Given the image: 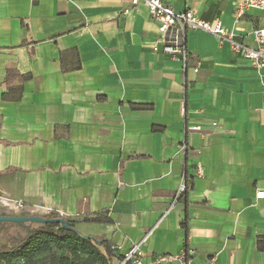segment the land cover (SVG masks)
Masks as SVG:
<instances>
[{
    "label": "crops",
    "instance_id": "crops-1",
    "mask_svg": "<svg viewBox=\"0 0 264 264\" xmlns=\"http://www.w3.org/2000/svg\"><path fill=\"white\" fill-rule=\"evenodd\" d=\"M161 1L244 47L264 27L238 0ZM160 39L142 1L0 0V214L56 212L113 264L134 244L146 264H264V66L202 29L188 62ZM4 224L0 244L24 235Z\"/></svg>",
    "mask_w": 264,
    "mask_h": 264
},
{
    "label": "built area",
    "instance_id": "built-area-1",
    "mask_svg": "<svg viewBox=\"0 0 264 264\" xmlns=\"http://www.w3.org/2000/svg\"><path fill=\"white\" fill-rule=\"evenodd\" d=\"M131 4L136 5L142 1L148 9L150 17L157 23V29L161 41L165 44V50L170 54H179L183 61L187 58V53L183 45V36L187 29H202L216 36L227 38L231 46L235 49H241L243 56L249 59L257 66H264V27L254 28L252 31L253 39L256 43L255 48L244 47L242 44L233 40V34L224 28L219 22L214 25L202 20L190 10L175 12L170 6L164 4L161 0H129ZM249 7L264 9V0H238L235 11L238 15L244 13ZM156 50L157 47L153 46ZM198 66V64H197ZM197 66L193 68L197 70ZM184 188H182L183 190ZM256 198H262L264 191H256ZM10 211L13 213H25V205L20 201H13ZM16 209V210H15ZM173 260L181 261V264H192L183 251L179 255H158L148 264H163ZM114 264H146L142 259V253L138 244L132 245L129 250L119 257L114 258ZM208 264V263H207Z\"/></svg>",
    "mask_w": 264,
    "mask_h": 264
},
{
    "label": "trees",
    "instance_id": "trees-1",
    "mask_svg": "<svg viewBox=\"0 0 264 264\" xmlns=\"http://www.w3.org/2000/svg\"><path fill=\"white\" fill-rule=\"evenodd\" d=\"M190 186L191 183H188L185 175V190L182 196L186 197ZM45 216L59 214L52 212ZM67 222L74 227L75 221L67 219ZM32 224L14 223L23 230L24 235L17 238L7 234L5 243L0 244V260L4 264L14 261L21 264H113L115 253L110 242L104 238L83 236L55 223L36 226Z\"/></svg>",
    "mask_w": 264,
    "mask_h": 264
},
{
    "label": "water",
    "instance_id": "water-1",
    "mask_svg": "<svg viewBox=\"0 0 264 264\" xmlns=\"http://www.w3.org/2000/svg\"><path fill=\"white\" fill-rule=\"evenodd\" d=\"M0 222L15 223L21 225L23 223H35V224H47L55 223L59 224L66 230L78 233L75 227L68 224L67 219L63 216H45L42 214H21V213H4L0 214Z\"/></svg>",
    "mask_w": 264,
    "mask_h": 264
},
{
    "label": "rangeland",
    "instance_id": "rangeland-1",
    "mask_svg": "<svg viewBox=\"0 0 264 264\" xmlns=\"http://www.w3.org/2000/svg\"><path fill=\"white\" fill-rule=\"evenodd\" d=\"M3 223H8V222H3ZM32 226H36L35 223L32 224ZM16 226L15 225H12V224H4V226L2 228H4V230L10 234H20V232L18 230H15ZM21 231V230H20ZM11 264H21V262L19 261H14V262H11Z\"/></svg>",
    "mask_w": 264,
    "mask_h": 264
},
{
    "label": "flooded vegetation",
    "instance_id": "flooded-vegetation-1",
    "mask_svg": "<svg viewBox=\"0 0 264 264\" xmlns=\"http://www.w3.org/2000/svg\"><path fill=\"white\" fill-rule=\"evenodd\" d=\"M10 224L14 225V223H10Z\"/></svg>",
    "mask_w": 264,
    "mask_h": 264
}]
</instances>
